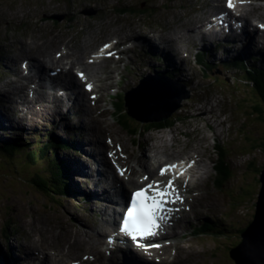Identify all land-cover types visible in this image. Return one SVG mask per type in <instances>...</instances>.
<instances>
[{"label":"rangeland","instance_id":"1","mask_svg":"<svg viewBox=\"0 0 264 264\" xmlns=\"http://www.w3.org/2000/svg\"><path fill=\"white\" fill-rule=\"evenodd\" d=\"M88 1L89 0H0V50H3L5 53L10 51L9 52L10 54H14L12 47L17 45L16 41L19 42V40H21L25 36V34L34 33V35H37L39 31H43L44 29L48 31L51 30L59 31V33L66 32L67 29L64 28V26H66L65 19L62 20V23L58 28L53 27L55 25L54 23L52 22L42 23L41 22L42 20L40 19L47 18L50 16L63 17L65 13L69 17H72L74 13L70 11L66 12L67 7L69 6L72 7L73 9L75 8L77 9L76 15L78 16V19L71 18V27L69 29L77 30L78 26H86L85 20L80 18L79 13H80V9H83V12L87 9L84 4L87 3ZM100 1L101 2L108 1V5L111 6V9H108L107 12H105L104 10L102 12V17H103L102 21H105V24L107 20V15L108 16L111 15L112 10L115 8L122 9V8L136 7L137 9H143L144 5L147 6V4L158 7L157 9H160V11L155 12L154 10L156 8L153 7V9L148 12L149 14L155 13L153 19L156 20H162L163 15L164 16L166 15L167 17L168 13L172 14L174 12L175 23L178 24V27L184 25L187 22H190L189 24H192L195 20L194 18H196V15H193L192 13H187L188 10H190L191 8H185V6L187 7L189 6L183 4L186 0H100ZM191 1L192 0H189V2ZM193 1L203 4V7H206L205 11H209L212 9L213 3L217 2L218 0H193ZM143 2H146V4L143 5ZM180 9L184 10V12L186 13H183L182 11H180ZM263 14H264V9H263ZM22 16H24L23 19ZM116 16L118 19H127V21H120L121 25L133 21V20L128 21V19L131 18L128 14H124V15L116 14ZM5 19H8L11 23V26L9 28L5 23ZM120 23L119 22L116 23L114 29L117 28L120 25ZM166 24L169 26L173 25L170 21L166 22ZM72 27H76V29H73ZM123 27L126 28L125 26ZM6 32L7 33L9 32L8 37ZM40 34L48 36L47 31H44L42 33L40 32ZM98 34L99 32L98 29L96 28H90L88 30V37L91 40H95L98 37ZM21 59H24V57H22ZM219 60L220 59L213 54H211L209 59L211 64H216L219 62ZM11 61L14 60L11 59ZM257 65L261 66L262 64L259 63ZM18 66L19 64L17 65V67ZM8 67L9 65L4 67L3 63L0 61V76H2V78H0V81L2 82H6L5 79L10 78L11 76L8 75L10 71ZM13 67L14 68L16 67V63L13 65ZM240 67H241L239 69L240 71H246V67L244 65H240ZM200 72L202 73L201 69ZM234 72L237 71L234 70L228 71L223 68L221 69L216 68L213 73H209L210 77L208 78L210 82L209 80H206L205 83H202L198 80L196 81L191 80L188 74L185 71H182V74L177 78V80H180L182 82H187L189 89L192 90L193 87H196V90H193L192 93H190V98L184 101L182 109L178 113H176V116L180 117L182 111L186 110V108L189 107L191 103H194L192 106H196V105L199 106L208 105V107H210L211 105L220 106L218 108L219 111L217 110V112H214V114L215 113L216 114L215 115L213 114V117L214 118L216 117V119L218 117L219 120L222 119L225 120V118L232 119L229 122L226 119L225 120L226 124L222 126V128L219 127L225 133L223 134L222 137H225V141H227L228 139L232 140L233 138H236V135H238L239 133L242 139L241 143L244 144L241 146V148H239V150L242 149L244 153L251 152L250 156H246V159H249L251 163L249 169L251 172H248L247 174L246 185L242 174L239 175V179H238L240 183H236L237 186L240 187L234 185L235 188L233 190H231L232 188L230 183L232 182L231 179L229 181H223L222 178H217V174L214 172V168H212V162L218 161V155L217 152L214 150L213 146L211 145L212 142L210 140L207 143L200 144L196 141L195 138H193V136L189 137L186 136V134L181 135V133H186V132L192 133L194 129L198 127L196 128V130L201 129L202 134L208 137L210 131H209V127L205 125V123L201 121L196 122L194 121L193 118V120H190L188 122V125L184 127V130H189V131H184L181 129H177L176 131V127L170 131V133H172L171 136L174 137L176 136L178 139H180L181 142H183L182 144L188 142L195 143L202 149L203 153L206 149L208 150L210 154V159H206V158L205 159L209 162V166L211 165V169L209 171L207 182L204 183L202 186L203 191L205 195H208L210 192H215L218 201L221 205V209L217 213L218 216L221 213L227 212V224L233 229L232 235L229 237V239L232 241L237 239L239 236L237 228L238 227L242 228L246 224L248 225L253 220L255 213V210L253 208L254 201L259 191H257L258 185L254 183L253 180L251 179L253 176L258 177L259 173H261L263 169L262 167L264 166V146H262V148L256 147L250 150L252 145L260 144L258 138L263 139L264 124H262V121L258 120L257 118L255 119L256 123H254L253 126L251 123H248L250 122L249 119L239 120L240 115L245 118H250V114H246L245 109L242 107L239 115L237 113L238 110H236L234 107V101H230L228 98L230 95H236V96L239 95L240 98H244L248 93H250L251 96L249 103L252 104L254 107L255 105H257L258 107L261 106L263 108H264V99L261 98L258 90L253 89L255 91L254 94L253 90L248 84L239 81L238 77H232V74ZM238 75L241 74L239 73ZM160 82L167 85V87H170V90L174 95L178 94L179 97H181L182 99L187 96V94H184L183 92L175 89L170 81L162 80ZM222 91L226 93L225 102L227 108L229 107L232 108V111L228 109V113L227 114L223 113L224 115L219 113L222 110L221 106H224V103L220 100L222 97L221 95ZM141 92H143V89ZM141 92L138 95H136L137 102L140 101L139 104L146 101L145 99H142V96L155 94V93H149L147 88L143 93ZM145 92H147V94ZM173 94L171 97L169 95L164 94L162 97L158 99L156 98L157 109L164 108L166 104L173 102L175 99ZM44 96L45 94L41 96V99H43ZM79 103L83 107L84 104L83 101H80ZM250 104L247 105V107H249V111L250 110L253 111L252 107H250ZM146 105L147 106H145L144 111H146L149 105L152 104L146 103ZM137 106L138 107L137 108L135 107V110L139 114V116H142L143 108L142 106L140 107V105ZM77 107H79V105ZM173 108L174 107H171V109ZM234 111L237 112L233 113ZM255 112H251V113H255ZM188 113H191V111L186 110L187 116ZM218 114H220V116ZM25 115L28 114L22 115L23 120ZM194 116L197 117L198 114ZM211 116L212 115L209 114L208 118H210ZM105 119L106 122L108 123L109 129L113 132V134L121 138V140L123 141V145L125 146V148L127 147L126 150H128L131 154H134L136 145L134 144L133 141L137 140V138L138 140H140V137L139 136L135 137L133 135H130L129 133L121 129L120 126L117 125L111 119L110 116L108 117L106 116ZM50 123H53L57 126H59L60 124V123L58 124L55 121H52ZM181 123H187V121L182 119ZM241 123H243V125H241V128L242 126H244L245 123H248L244 126L242 131L241 129L237 130V128L240 126ZM7 124H9V122H7ZM227 124H231V125L227 126ZM83 126L84 125L81 124V126H79L78 128L85 129L86 127ZM14 130L17 133L16 135H13L14 138L11 137L8 131L2 130L0 134V140L3 141L8 140L11 142L14 140H24L25 141L24 143L30 145L26 148L30 152H33V148L36 147V145L39 146L43 145L38 141L36 143V141L34 140V133L36 132L45 134L54 131V134H51L52 136H50L49 140L55 141L56 143H62L64 139L65 143L63 144H67V145L69 144V140L70 139L74 140L75 139L74 136H76L71 133L64 136L59 135L55 131L53 126L48 127L44 125H39L35 128L28 130L25 133L23 130H18V129H14ZM117 131L119 132V135H117ZM211 132H214V130L213 131L211 130ZM229 133L230 136L227 137V134ZM163 136L164 135L162 132H158L156 138H153L154 134H148L145 135L144 141H147V143H154L157 140L163 141ZM174 137H172L173 140ZM172 138H171V142H173ZM171 142L165 141V143L163 144L165 145L167 150H171L173 148L171 147L172 144ZM175 146H178V144H176ZM84 155H86V153L82 149H79L78 147L76 148L69 147L67 151H57V153L51 150L48 159L51 158L50 162L51 161L57 162V160L65 161L66 169H67V164H69V161H67L68 158L71 157V159H75L74 156H78L83 161ZM14 161L16 162V164H13L12 162L9 163L6 159L2 160L0 158V232H1L0 235H3L5 237L2 238L3 246L1 245L0 242L1 260H2V256H4L3 253L6 255H11L13 246H17L20 245L21 242L28 241L30 239L28 233H31L30 235L33 236H35V234L37 233L46 234V235L49 233L48 235H52L51 232L54 229V228L52 229V224H54L56 228L54 230L55 234L58 236L60 235L57 240L63 239V237L66 238L64 233H62L64 231L60 227L61 221L59 218H64L65 220L68 221L69 224L75 226L76 229L87 226V222L83 218L86 215L92 213L91 209L93 207V204L86 205L82 203L80 200V194L85 191V186L83 181L85 178L78 177L79 180L76 181L77 183L76 187L78 186L79 191L73 192L72 190L73 192L71 195L72 197L69 198L73 201L62 200V198L60 197L55 199L53 198V195L50 192H48L46 189H44L43 191H39L37 189L39 182L35 176L40 174L42 171H51L48 168L45 169L46 167L45 161L37 160L38 164L35 165L32 161L28 162L27 158L24 156H22L21 158H15ZM247 164L248 162L245 163V165ZM245 165L241 173L244 172ZM260 178H263V176L260 175ZM47 185H43L42 187L47 188ZM238 191H240V193ZM67 201L70 203H67ZM71 202L73 207H71L70 205ZM74 205L85 214H82V212L77 210L74 207ZM80 220L82 221L81 223ZM99 222H100L99 227L102 229V221ZM56 224H59L60 226ZM14 230L16 232H13ZM6 235L8 236L6 237ZM83 236L86 238L87 241H89V237H92L90 232L85 229L83 232ZM99 238H101V240L104 239V237L101 235ZM213 238H214V242L210 239H206L204 243L199 240L195 241L193 243L194 247L192 249L193 255H189L188 256L189 258H187L184 261V264H190V262L192 261L196 262L195 260L200 262L198 264H209L210 259H211V264H224L225 262L219 261L223 256L222 255L223 248H221V246L226 247V243L224 242V240H226V242L228 243V248L226 251H224L225 255L223 256V258L225 260H229L228 259L229 251L232 248L236 247L238 242L237 241L228 242L227 237H225L224 240L223 238H219L218 236ZM31 240H34V238H32ZM219 249L220 252L217 253ZM183 256H186V254H184ZM6 257L7 256H5V258ZM39 257L41 260V256ZM191 257H194L195 260L193 258L191 259Z\"/></svg>","mask_w":264,"mask_h":264},{"label":"bare ground","instance_id":"2","mask_svg":"<svg viewBox=\"0 0 264 264\" xmlns=\"http://www.w3.org/2000/svg\"><path fill=\"white\" fill-rule=\"evenodd\" d=\"M162 7V6H161ZM185 8H187V6H185ZM156 11H160V9H156ZM155 11V12H156ZM194 15V14H193ZM177 16V14H176ZM189 19V18H188ZM194 22L192 24L188 23V26L185 28L181 27H176L173 31V34L171 36L168 37H164V38H158V37H148L146 35H142L141 38V42L137 43V46H141L144 45L146 47V49L150 52H159L163 57H167V59H171L168 60L169 62L173 63L172 57H177L178 59H176L174 62H178L180 60V55H177L176 51L174 50H178L179 48V44H186L187 42H195L196 39L198 40H205V44H203V46H205L208 51L210 52V50L212 49V47L209 48V44L211 45L209 39L204 35V33H202L201 28L203 27V23L201 21L198 20L197 16L196 18H194ZM5 21H7L8 23H10V21L8 19H5ZM192 21V20H191ZM215 22H217V20H215ZM11 24V23H10ZM181 25V24H180ZM150 32V30H149ZM48 36L47 37H51L53 36H59L61 33H59V31H47ZM149 41V44L147 43ZM65 42V41H64ZM18 43V42H17ZM69 44H72V42H69ZM28 46L31 47V44H29ZM51 46L49 45V48ZM82 48V47H81ZM247 49V46L246 48ZM4 51L0 50V56H4ZM27 54H29L30 58H28V60H31L34 64V70L37 71V73L39 74L41 72L40 67L42 66L43 63H47V61L50 60L51 58V53H47L44 55H40L39 53V49L38 48H29V50L27 51ZM180 57V58H179ZM24 62V61H23ZM22 62V63H23ZM18 65V64H17ZM10 69L9 74H12L11 68L8 67ZM13 72L15 73V71L13 70ZM95 76H100L99 74H102V72H96L95 71ZM18 75V74H17ZM39 77V76H37ZM7 78V77H6ZM9 78L5 79L6 82V88L4 90L1 91L0 93V103H2L4 101L3 96L6 97L9 101H8V109H16L15 106L17 108H20L19 106L23 107L24 109L27 110V112H23L21 111L22 115L24 114H28L25 115L24 117V121H28L31 124H35L37 123V119H41V120H47L49 123L52 121H59L61 120V122H63L64 120H67L66 116L69 115V112L67 111L66 107H68V103L66 101V99L64 98H57V97H52V96H48L45 94V96L42 99L43 103H47V102H53L54 106L51 107H44V110L38 111L35 108L32 107H26L25 104L23 103H18L17 102V98H22L23 95V78H18L16 81L13 80H9ZM60 81H62L63 83L60 84L62 87H67V86H72L77 93V98L76 101L80 102L83 101V107H81V109H75L72 107V109H74V112L72 113V115H74L75 120L73 122V127L75 129H79L82 131V133H84L86 135V142H85V146L89 147V151L91 153L86 155L88 157H91L92 159H99L100 162H103V159L101 158L100 154H95L97 151L96 146H98L100 144V147L103 146V144H101V142L99 140H97V137L99 134V136H101V133L103 131V129L101 128H97V130L93 129H82V128H78V124H82L84 125L83 127H86L87 125H90V116L91 115V111L87 110V101L86 99L83 97V95H81V93L79 92L77 86L68 78H62ZM175 84H177V82L175 81ZM188 83L185 82V85H187ZM146 88L149 90V88H153L155 90V94H153V96H155V102L151 103L152 105H149V107L147 108L146 111H144V108L147 104H150L147 95L142 96V99H145L146 101L142 102L140 104V107L142 106L143 111H142V118L143 120H150L151 124H158L162 121H164L166 119V116L164 114V108H160L157 109V101L156 98H160L165 94V91H162V89H160V83L158 82H145L143 84V92L146 90ZM175 89L181 91V88L178 86L174 87ZM54 89V88H51ZM192 90H196V87H193ZM142 91V89H140L139 91L134 93V96L136 97V95H138L140 92ZM141 92V93H143ZM182 92V91H181ZM168 95L171 97L172 94L168 93ZM137 98V97H136ZM174 101H178L181 97L179 96H175L174 95ZM210 105V104H209ZM1 106V104H0ZM220 106H214L211 105L210 107H208V105L205 106H198L197 108H195L193 111H191V113H188V116H190L192 119L194 118V121L196 122H203L205 123V125H207L209 127V130L213 131L214 128L216 127H220L221 124H225V120H219L218 117L216 119V117H213L214 112H217L218 108ZM221 111L219 112L220 114H227L226 110H225V104L224 106H221ZM206 112V113H205ZM192 116H191V115ZM197 117H195L194 115H197ZM212 115L210 118H208V115ZM216 114V113H215ZM214 114V115H215ZM220 114H218L220 116ZM224 115V114H223ZM167 116L171 117V115L169 114V112L167 111ZM51 117V119H49ZM77 118V119H76ZM139 119V117H138ZM212 120H214L216 123L212 122ZM228 120V119H227ZM232 120V119H231ZM6 121L4 119V116L2 114V110L0 108V125L4 124ZM233 122V121H232ZM87 123V124H86ZM179 123V121H178ZM59 124V123H58ZM191 124V123H190ZM92 125V124H91ZM90 125V126H91ZM89 126V127H90ZM7 127H9L10 129H14L13 124L8 125ZM92 127V126H91ZM166 129V127H164ZM198 128V127H196ZM196 128L194 129V131L192 133L186 132V136H193L196 141L198 142H202L205 139H208L207 136L202 134V130H196ZM189 134V135H188ZM230 134V133H229ZM215 138H216V134H214ZM174 137V136H173ZM179 140L176 136L174 137V140L172 138V141H176ZM76 145L78 147L79 143L78 141H76ZM99 142V143H98ZM49 143L51 145V149L54 151V147L52 144V141L49 140ZM165 143L164 139L162 141V146H161V150L165 147V145H163ZM144 144V142H143ZM127 148V147H126ZM129 149V148H128ZM18 152H21L22 154H24V152L26 151V148H21L19 147ZM198 157H200L199 160V169L200 170H204V174H209V165L207 163L206 159H210V154L208 152V150L206 149L204 151L203 154H199ZM104 158L107 160V157L104 154ZM161 162L162 160V155H158L155 154L154 157V164L156 161ZM41 163V162H40ZM58 164H60V166L63 167L62 162L60 161ZM174 164L178 165L179 164V160H174ZM217 162H212V168H215ZM68 165V164H67ZM95 165L92 164V166ZM45 166V165H44ZM91 167L89 166L88 163H81L80 161H78L77 159H72L71 161V165H68V171H75L77 176H84L85 179L89 180V178L93 175H89V168ZM46 169V167H45ZM63 169V168H62ZM101 169L104 170V172L101 173H105L109 176V178H111L116 184L117 186H119V188H121V190H123L122 186L120 183H117V179L111 174V170L109 169H105L104 167H101ZM177 169V168H176ZM146 170L148 171L147 174L150 175V173H154V174H158L159 170H154L152 169L150 166H147ZM138 173V172H137ZM102 178L101 179H93V181H88L89 183H92L93 186L99 185L98 188L102 189V187L104 186L105 188H107V190L104 192L103 196L106 197L105 200H101V205L102 208H97L96 210L103 216L102 218V229L99 227L100 226V222L95 221V219L93 220H86L83 219L87 222V226L85 227H80V228H75V226L71 225L68 223L67 220H65L64 218H59L61 221V226L59 225L64 232V235L66 236V238L63 237V239L57 240L58 235L55 234L54 230L55 225L52 224V229L53 231L51 232L52 235H46V234H41V233H37L35 234V236L31 235L32 237L30 238V240L27 243V246H21L20 248V252L21 253H25L27 251V249L29 250L30 247L32 245L35 244H46L49 242H55L57 244L62 243L65 240L64 246L68 247V248H78V249H83V251H89L91 252L90 254H92L93 256H98L97 260L95 262H87L88 264H115L117 261H123L124 264H154L153 262L149 261V262H145L143 260V257L139 256L138 254H135L133 252H129V251H123V254L119 255L117 254L118 251H112L111 252V256L107 257L105 255V241L104 239L101 240L100 235L103 236L104 238L109 234V232L115 231V226H116V221H114V218L116 217L113 216V214H111L108 210V208H106V204H108L109 202H111L114 205H117L118 199H112V192H111V183L108 180H104L105 176L100 175ZM178 176L177 174H175V172L173 171L172 174L170 176H164L162 178H159V182L161 185V188H163L168 180H172L174 177ZM66 180H69L70 183H74V181H72L69 177L66 178ZM134 180V179H133ZM203 182L199 181L198 179L195 180V186L198 188ZM120 184V185H118ZM62 185H65V181H63ZM71 189H74L75 191L78 189V186H72L71 184H69ZM98 190V189H97ZM92 194H97L96 192L91 191ZM214 192H210V194H212ZM125 198H126V193H123ZM98 197V196H97ZM209 202L211 204H213V206H217L218 203V198L216 195H212L209 198ZM67 203H70L67 201ZM122 205V203H120ZM71 207L72 206V202H71ZM118 207V206H117ZM120 207V206H119ZM91 209V208H90ZM54 222V221H53ZM59 222V221H58ZM54 225V226H53ZM76 225V224H75ZM84 229L89 231L92 237H89V241L86 240V238L83 236V232ZM46 231V230H45ZM13 232H16L15 230ZM28 233V232H27ZM1 234V232H0ZM23 234V233H22ZM29 236L31 233H28ZM61 234V233H60ZM100 234V235H99ZM103 234V235H102ZM39 235V236H38ZM8 235H6L7 237ZM62 237V236H61ZM2 238H5L3 235H0V241H1V245L3 246V240ZM32 238H34V240H31ZM52 249L54 248L53 243H51ZM194 247V244L192 247L187 246L185 247V249L188 252V255L186 256V259L189 258V255H193L192 249ZM43 254V253H42ZM15 256L12 258H5L4 256H2V262L3 264H6L8 261H11L13 264H16L15 262ZM67 256H63V261L66 260ZM38 259H40V257L38 256ZM192 259V257H191ZM41 261H44L43 258L41 257ZM164 263H169V264H175V263H170L167 261H164ZM29 264H34V263H29ZM36 264V263H35ZM44 264V263H42ZM45 264H57V259L53 260L52 256H50L47 260V262L45 261Z\"/></svg>","mask_w":264,"mask_h":264},{"label":"clouds","instance_id":"3","mask_svg":"<svg viewBox=\"0 0 264 264\" xmlns=\"http://www.w3.org/2000/svg\"><path fill=\"white\" fill-rule=\"evenodd\" d=\"M235 112H237V111H234L233 113H235ZM239 112V111H238ZM237 112V113H238ZM226 113H228V110H226ZM239 114V113H238ZM240 115V114H239ZM111 117H112V120L114 121V118H113V115H111ZM116 118V124L117 125H119L121 122H122V120L120 119V121L118 120V118L117 117H115ZM227 118H225V120H226ZM241 119H244V120H247V119H249L250 120V122H248V123H251L252 124V126L254 125V123H256L255 122V120H254V122H252V119L253 118H245V117H243V116H241L240 115V119L239 120H241ZM231 120V118H228V122ZM212 122H214V123H216L214 120H212ZM227 122V123H228ZM248 123H245L244 124V126L246 125V124H248ZM226 124V123H225ZM225 124H221V126H220V128H222V126H224ZM229 125H231V124H227V126H229ZM241 125H243V123H241L240 124V126L237 128V130H240L241 129V131H242V129L244 128V126H242V128H241ZM154 128H158L157 130L158 131H161V128H160V125H156ZM219 127H216V128H214V132H211L210 130V134H209V136H208V141L210 140L211 142H213V145H215L216 144V147L217 148H219V149H221V155H218V161H217V164H216V166H215V168H214V172L217 174V178H222V180L223 181H229L230 179H231V181L232 182H230L231 183V186H232V188H231V190H233L234 188H235V186L234 185H236L237 186V184L236 183H240L239 181H238V179H239V175L240 174H242L243 175V178H244V181H245V185H246V183H247V174H248V172H251L249 169H250V166H251V163H250V160L249 159H246V156H250V154H251V152H248V153H244L243 152V150L241 149V150H239V148H241V146L242 145H244V144H242L241 142H242V139H241V137H240V135H239V133H238V135H236V138H233L232 140H229L228 138V140H227V142L223 145L222 144V142H223V139H225V137H222V135H221V133L223 132L222 131V129H220ZM123 130L124 131H126L127 133H129L130 135H133L132 133H131V131H128V130H126L125 128H123ZM214 134H216L217 135V138H215L213 135ZM117 135H119V132H117ZM219 135L221 136V138L219 137ZM230 135L228 134L227 135V137H229ZM171 138H172V136H170L168 139H169V141L171 142ZM240 138V139H239ZM239 139V140H238ZM180 140V139H179ZM258 140H260L259 138H258ZM188 143H190V142H188ZM198 143H200V144H203V142H198ZM228 143V144H227ZM227 147H230V148H228L227 149ZM256 147H259L258 145H252L251 146V148H250V150L252 149V148H256ZM208 148V147H207ZM259 148H261V147H259ZM255 155V154H254ZM229 158H230V160H229ZM206 160V159H205ZM207 161V160H206ZM246 162H248V164L247 165H245V163ZM207 163H208V165H209V162L207 161ZM218 163H219V166H218ZM244 165H245V170H244V172H242L241 173V171L243 170V168H244ZM263 169H262V171H261V173H259V175H258V177H252V179L251 180H253V182L254 183H256L257 185H258V190L257 191H259L258 192V195H257V197H256V199H255V201H254V210H256V207H257V203L259 202V200H260V197H261V193H262V190H263V178H260V175H262L263 176V173H264V166L262 167ZM210 169H211V165L209 166V171H210ZM244 185V186H245ZM237 187H240V186H237ZM239 193H240V191H238ZM215 193V192H214ZM257 200V201H256ZM231 202V201H230ZM230 205V204H229ZM241 208V207H240ZM237 209V208H236ZM254 216H255V213H254ZM253 219H254V217H253ZM253 221V220H252ZM252 221L247 225L248 226V228H250V224L252 223ZM247 233H243L242 235L239 233V236H238V238L237 239H235L237 242H238V244H237V246L235 247V249H237L244 241H245V238H244V236L246 235ZM235 251V250H234ZM10 257V256H9ZM8 257V258H9ZM154 263V262H153ZM0 264H3V262L2 261H0ZM6 264H12L11 263V261H8ZM154 264H156V263H154Z\"/></svg>","mask_w":264,"mask_h":264},{"label":"snow or ice","instance_id":"4","mask_svg":"<svg viewBox=\"0 0 264 264\" xmlns=\"http://www.w3.org/2000/svg\"><path fill=\"white\" fill-rule=\"evenodd\" d=\"M243 2V0H241ZM228 7H233V0H228ZM105 47H108L107 45ZM89 89L91 85L88 86ZM174 167L169 165L168 168ZM166 169H161L160 174L163 176ZM123 175V172L121 171ZM145 179H148L145 177ZM155 188L156 192L154 195H148L150 191ZM173 188V181L168 180L167 184L161 188L159 182L154 184H148L145 188L139 189L137 192L132 194L131 203L128 207L124 217L122 218V224L120 226V231L129 236L134 242L137 239H149L154 237L157 232L156 229L159 227L157 224L158 219H163L164 217L158 216L159 205L163 204L164 197L169 194L168 190ZM159 197V200L157 199ZM152 201L150 205L148 202ZM109 243H113L110 239ZM137 246H141L137 244ZM144 247H159V245H143ZM87 259V258H86Z\"/></svg>","mask_w":264,"mask_h":264},{"label":"water","instance_id":"5","mask_svg":"<svg viewBox=\"0 0 264 264\" xmlns=\"http://www.w3.org/2000/svg\"><path fill=\"white\" fill-rule=\"evenodd\" d=\"M135 118L141 122H150L149 119ZM202 142L207 143L208 139ZM262 181L263 190L257 203L254 219L244 236L245 241L233 251V257L238 264H264V173Z\"/></svg>","mask_w":264,"mask_h":264},{"label":"trees","instance_id":"6","mask_svg":"<svg viewBox=\"0 0 264 264\" xmlns=\"http://www.w3.org/2000/svg\"><path fill=\"white\" fill-rule=\"evenodd\" d=\"M252 78L254 81L257 82V85H256L257 90L259 91L261 98L264 99V71L259 70V69L256 70V72L254 73ZM247 109H249V107H247ZM252 109L254 110V112L256 111L255 112L256 116L253 117L252 122H254V120L257 118L258 120L262 121V124H264V108L261 106L258 107L257 105H255V107H254L252 105ZM258 141L260 142V144L258 146L262 148V146H264V137H263V139H260ZM15 148L16 147H11L10 151L13 152L15 150ZM16 154L18 155L19 158H21L23 156V154L21 152H17ZM42 154L44 155L43 158H45L48 154V150L47 149L43 150ZM32 159H34V158H32ZM37 178H38V182H39V184H38L39 191H43L44 189H46L48 192L53 194L54 191L51 188V186L47 185V181H45L44 179H42L40 177H37ZM59 181H61L60 184L62 185L63 180H61L59 178ZM43 185H47V188L42 187Z\"/></svg>","mask_w":264,"mask_h":264}]
</instances>
